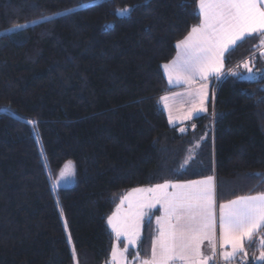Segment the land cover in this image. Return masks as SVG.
Listing matches in <instances>:
<instances>
[{"label": "trees", "instance_id": "1", "mask_svg": "<svg viewBox=\"0 0 264 264\" xmlns=\"http://www.w3.org/2000/svg\"><path fill=\"white\" fill-rule=\"evenodd\" d=\"M201 19L199 0H0V264L108 263V217L136 187L214 176L219 204L264 193V74L237 73L248 61L264 73L258 36L226 53L186 130L162 106L175 90L163 67ZM70 161L76 183L55 193L50 175Z\"/></svg>", "mask_w": 264, "mask_h": 264}, {"label": "snow or ice", "instance_id": "2", "mask_svg": "<svg viewBox=\"0 0 264 264\" xmlns=\"http://www.w3.org/2000/svg\"><path fill=\"white\" fill-rule=\"evenodd\" d=\"M199 10L200 23L177 42L180 51L176 60L164 65L169 69L170 80L173 70L200 79H206L210 74L221 76L224 74L223 55L229 48L246 36H264V0H199ZM244 68L248 73L252 72L248 63ZM195 95L199 98V108L194 103L192 111H207L204 87ZM162 99L167 100V97ZM133 193L139 194L135 204L123 215L118 208L108 217V223L117 239L125 236L130 244H135L140 238L141 223L147 211L161 206L163 213L156 217L157 235L152 240L151 259L143 260L141 264H209L216 251L217 205L213 176L183 183L166 181L133 189ZM218 219L221 247L231 249L223 251L222 256L229 260L238 252H244L245 241H251L256 232L264 228V193L237 197L219 205ZM205 240L211 242L212 256H205L201 251ZM261 246L264 247V237H261ZM126 251L114 247L113 264H117L118 257L122 259ZM72 252L75 254V245ZM260 259L264 260V253Z\"/></svg>", "mask_w": 264, "mask_h": 264}, {"label": "crops", "instance_id": "3", "mask_svg": "<svg viewBox=\"0 0 264 264\" xmlns=\"http://www.w3.org/2000/svg\"><path fill=\"white\" fill-rule=\"evenodd\" d=\"M246 37H248V36H246ZM240 41H242V40H240ZM240 41H237V43H239ZM235 45H233L231 48H229L228 51L230 49H232ZM179 51H180V49L177 47V53ZM228 51H226L223 55V69H222V71L224 74H225V59L224 58H225V55ZM176 58H177V54L172 61L176 60ZM172 61H170L167 64H171ZM163 69H164V74H165L168 85L175 88V90L172 92H169L163 96V97H167V100L162 99L163 97L161 98L162 106H163V108L167 114L170 125L171 126H179L181 129L186 130L185 124H187V123L193 121L194 119L206 114L209 111L212 86H213L214 82L222 81L224 78V74L221 76H216L214 74H210L207 76L206 79H200V78H196V77H191L189 73L179 71V70H173L172 71V78L170 80L169 79V69H165L164 67H163ZM202 86L204 87V90L207 93V97L204 100V107L207 109V111H195V112H193L192 109H193L194 103L196 104V107L199 108V103H198L199 98L195 94L201 89ZM202 179H204V178H202ZM197 180H201V179H197ZM183 182H186V181H178V182H172V183H183ZM215 188H216V179H215ZM171 191H172V189H171ZM255 195H259V194H255ZM255 195H250V196H255ZM235 199H232V200H235ZM216 202H217V198H216ZM224 203H226V202H222V203H220V205L224 204ZM155 211H158L157 216H161L163 213L161 206L158 205L157 208H155L153 211H150L151 213L148 214V217L145 219L144 224ZM155 223H156V218H155ZM143 228H144V225H143ZM156 228H157V225H156ZM142 235H143V231H142ZM261 237H264L263 228L259 229L256 232V234L253 236L251 241H247V240L245 241L244 252H238L231 259L225 260L222 256V252L225 250L230 251L231 249H230V247L228 249H224L221 247L220 232H218V237H216V239H215V244H216L215 256L219 257L221 259L222 264H231L232 262L242 258L243 256H246L248 258V256H252V255L258 256L256 258V262H257L258 258L261 256V253H264V247L261 246ZM141 239H140V241H141ZM140 241H139V245H140ZM139 245H138V248H139ZM248 246H250L251 250H254L252 255H250L249 250H247ZM133 250L136 251L137 249H133ZM201 251L203 252V254L205 256H212L213 249H212L211 242L208 240H205L201 246ZM136 255H137V253L134 255V257ZM149 259H151V255L147 260H149ZM214 260H215V258L211 259L209 261V264H213ZM262 262L264 263V260H262ZM260 263L258 262V264H260Z\"/></svg>", "mask_w": 264, "mask_h": 264}, {"label": "rangeland", "instance_id": "4", "mask_svg": "<svg viewBox=\"0 0 264 264\" xmlns=\"http://www.w3.org/2000/svg\"><path fill=\"white\" fill-rule=\"evenodd\" d=\"M126 11H120L119 12V15L120 16H126L129 11H130V8H127L125 9ZM4 33H7L6 31L4 32H0V36ZM250 36H258V40L260 42L261 45H263L262 49L258 52L260 53L262 59H264V43H262L261 41L264 40V36H261L259 34H252ZM254 61H248L246 63H248L249 67L252 68V72L251 73H248L246 71V69L244 68V64L242 65V67L237 71L238 75H240L241 79H246V80H258L260 79L262 76H263V72L260 71V70H257L255 69V64L256 63H253ZM75 173H76V167H75V164L74 162H67L63 168L61 169L60 173H59V176L54 179L52 178V176L50 175V179H51V184H52V188L53 190L55 191V193H57V191L60 189V188H64V187H70V186H73L75 183H76V177H75ZM154 185H147V186H141V187H136V188H133V189H137V188H147V187H152ZM133 189L129 190L125 195L124 197L121 199V201L123 200V204L121 203V201L119 202V204L117 205L114 213L117 212V209L119 208L120 209V214L123 215L124 213H126L130 206L132 204H135L139 194L137 193H133ZM169 191H171V189H169ZM131 194V195H129ZM125 197H128L127 200H125L124 198ZM216 199V197H215ZM131 202V204H130ZM216 205H217V228H216V233H215V236L218 237V232H220V228H219V203L216 202ZM158 205L155 207L157 208ZM155 208H152L150 211H153ZM150 211H147V214L144 216L143 220H142V223H141V231H140V238L139 240L135 243V244H130L128 242V239L125 237V236H121L119 239H117L116 237V234L115 232L113 231L112 229V226L108 223L109 225V228L110 230L114 233L115 235V242H114V245H113V248H117L119 251H123L124 249H127L126 252H124V256L123 258H119L117 259V264H141V262L143 260H147L148 258H143L141 257V255L138 253V245H139V241L140 239L142 238V231H143V225H144V221L145 219L148 217V214H150L151 212ZM113 215V213H112ZM111 215V216H112ZM64 219V217H63ZM64 223H65V219L63 220ZM65 228H66V232L68 234V237H69V231H68V228H67V225L65 224ZM70 241V244H71V248L73 246V242H72V239H69ZM121 242H124L125 243V248L122 247L121 245ZM112 248V249H113ZM129 249H137L136 252H137V255L134 257V258H130L128 256V250ZM216 258V256L213 257V259ZM258 262L260 263H263L262 262V259H260V257L258 258L257 260V264ZM260 263V264H261ZM106 264H113V260H112V253H111V257H110V260L108 263Z\"/></svg>", "mask_w": 264, "mask_h": 264}, {"label": "built area", "instance_id": "5", "mask_svg": "<svg viewBox=\"0 0 264 264\" xmlns=\"http://www.w3.org/2000/svg\"><path fill=\"white\" fill-rule=\"evenodd\" d=\"M213 264H222V261L219 257H216ZM231 264H248V258L243 256L242 258L232 262Z\"/></svg>", "mask_w": 264, "mask_h": 264}]
</instances>
